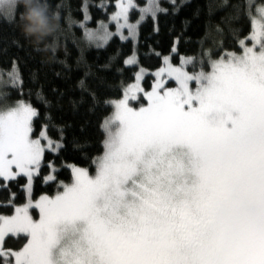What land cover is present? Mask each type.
<instances>
[{
	"label": "snow or ice",
	"instance_id": "6c2138e0",
	"mask_svg": "<svg viewBox=\"0 0 264 264\" xmlns=\"http://www.w3.org/2000/svg\"><path fill=\"white\" fill-rule=\"evenodd\" d=\"M43 7L58 20L57 34L48 37L53 50L65 21L78 23L97 46L113 35L103 21L98 30L87 28V0L82 21L64 16L63 4L45 0ZM115 9L109 21L121 39L127 38L123 29L135 37L148 15L156 21L168 12L158 0L143 7L117 0ZM131 9L139 11L135 24ZM23 12L15 0H0V19L7 23L18 25ZM245 18L249 35L240 38L233 30L239 50L220 42L199 58L182 56L179 64L163 56L150 91L140 84L141 68L120 98L105 99L109 114L100 125L103 151L90 158L94 172L69 165L65 182L49 161L43 182L56 184L55 195L34 198L33 184L46 151L63 150V128L53 139L46 123L34 136L37 109L22 91L12 104L5 96L0 178L4 187L18 178L26 182L24 202L16 203L12 193L10 214H0V264H264V0H247L233 15ZM124 63L138 64L135 54ZM10 67L5 87L22 89L17 64ZM142 99L146 105L130 103Z\"/></svg>",
	"mask_w": 264,
	"mask_h": 264
},
{
	"label": "trees",
	"instance_id": "16d2710c",
	"mask_svg": "<svg viewBox=\"0 0 264 264\" xmlns=\"http://www.w3.org/2000/svg\"><path fill=\"white\" fill-rule=\"evenodd\" d=\"M53 5L63 4L64 16L71 15L74 21L83 20L81 6L84 0H50ZM247 0H192L181 7L168 5L167 13H158L153 21L149 17L139 29V41L121 39L114 36L105 47L93 46L84 35L78 23L69 27L62 23V32L56 40L53 50L49 44L36 45L23 34L18 25L9 24L0 19V105L5 96L10 104L21 98L28 100L38 112L33 122V135L38 136L44 124H49V135L59 138V128L64 131V148L59 153L46 151L42 162L41 175L33 184V197L55 195L57 186L44 183L43 175L50 170L51 161L57 168L58 179L69 182V165L91 166V157L103 151V132L100 127L109 109L103 103L105 99H117L122 96L123 87L135 81V73L145 69L144 86L150 88L156 79L154 73L162 66L163 56H172L178 63L182 56L200 57L202 50H216V44L226 42L229 50H239L236 36L249 35L250 25L247 19L233 20V15ZM91 19L87 28L98 30L99 21L108 23L114 12L117 0H103L105 8H100L101 0H87ZM221 34L217 35V29ZM177 53L173 56L172 47ZM160 53V55H156ZM135 54L138 64L127 66L124 61ZM15 62L22 79V89L5 87V73L11 71ZM84 81V85H81ZM95 94V99L93 95ZM39 94V96L37 95ZM48 103L45 104L44 101ZM1 107V106H0ZM10 182L0 186V214L6 211L7 200L15 193L16 203L24 202L22 185ZM34 218L38 211L33 209Z\"/></svg>",
	"mask_w": 264,
	"mask_h": 264
},
{
	"label": "clouds",
	"instance_id": "9594fccd",
	"mask_svg": "<svg viewBox=\"0 0 264 264\" xmlns=\"http://www.w3.org/2000/svg\"><path fill=\"white\" fill-rule=\"evenodd\" d=\"M18 7L24 12L20 16L19 28L23 34L34 44L41 45L48 43V37H54L58 32V20L55 16H47L43 7L45 0H15ZM39 4V9L30 5Z\"/></svg>",
	"mask_w": 264,
	"mask_h": 264
},
{
	"label": "rangeland",
	"instance_id": "374dc122",
	"mask_svg": "<svg viewBox=\"0 0 264 264\" xmlns=\"http://www.w3.org/2000/svg\"><path fill=\"white\" fill-rule=\"evenodd\" d=\"M190 1H192V0H176V6H175V8H176V7H177V8H178V7H181V6L185 5L186 3H189ZM158 2L160 3V5H161L162 7L167 8L168 11L170 10L169 7H168V5H172L171 0H158ZM134 3H135L136 5H138L139 7H143V6H145L146 4L149 3V0H134ZM172 6H173V5H172ZM149 17H151V16L148 15V16H147V17H146V18H145V19H144V20L138 25L137 30H136V35H135V37L128 36V30H127V28L123 29L124 36L127 37V38L124 39V40L130 39V40H132L134 43H137V42L139 41V29H140V25L143 24V23H144ZM138 18H139V11H138V9H131L130 12H129V22L135 24ZM106 25H107L109 31H110L111 33H113V35L110 36V38L107 40L106 43H101L99 46H97V44H96L95 42H89V41H88V42L91 43L93 46H97V47H100V48H101V47H105V46L108 44V42L110 41V39H112L114 36H118L119 38H121L119 34H115V33H116V27H115V22H114V21H112V22L108 21V23H107ZM99 27H100V26H99ZM99 27H98V29H99ZM246 43H248L249 46H251L250 41H246ZM176 53H177V50H176L175 52H173L172 55L174 56ZM135 58H136V57H135ZM170 58H171V62H172V63H174V64H179V63H180V59H179L178 63H175V62L173 61V57L170 56ZM180 58H181V57H180ZM136 59H137V58H136ZM136 65H137V64H136ZM127 66H135V65H127ZM138 71H140V69H139ZM145 77H146V73L143 74V78H142V80L140 81V84H141V86H142L143 88H145L146 90L150 91V90H151V87L148 89V88H146V87L144 86ZM135 82H136V81H134V83H135ZM153 82H154V81H153ZM152 84H153V83H152ZM8 86H11V85H8ZM168 86H172V87H174V86H175V82H174V81H169V82H168ZM11 87H12V86H11ZM138 95H139L141 98H143V93H139ZM3 102H5V98L2 99V105H0L1 107L3 106ZM6 102L10 104V102H8V99H7ZM141 102H142L143 104H145V105L147 104V101L144 100V99H142L140 102H137V101H130V103H131V105H132L133 107H139ZM2 181H3L2 178H0V186H1V182H2ZM31 211H32V210H31ZM37 211H38V210H37ZM37 219H38V218H37Z\"/></svg>",
	"mask_w": 264,
	"mask_h": 264
}]
</instances>
